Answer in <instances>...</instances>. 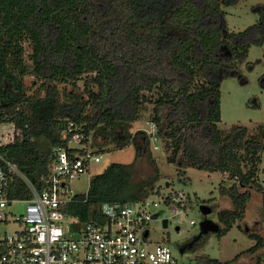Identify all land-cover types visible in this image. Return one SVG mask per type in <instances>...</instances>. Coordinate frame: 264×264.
<instances>
[{"label": "trees", "instance_id": "obj_1", "mask_svg": "<svg viewBox=\"0 0 264 264\" xmlns=\"http://www.w3.org/2000/svg\"><path fill=\"white\" fill-rule=\"evenodd\" d=\"M241 1L0 0V124L16 131L4 157L41 192L55 149L68 148L63 133L71 122L85 134L88 149L90 137L94 147L111 144L113 151L133 146L132 163H112L67 207L80 221L103 223L102 206L161 194L155 190L160 172L152 153L153 139L160 140L167 162L181 175L189 168L229 175L233 184L221 185L219 193L233 209L218 218L219 235L228 234L244 219L252 192H264L258 179L264 124L256 135L240 125L229 132L219 128L222 81L237 75L252 46L264 45V5L254 8L260 15L256 24L243 32L229 30L223 7ZM26 76L41 82L32 94ZM81 79L83 93L59 89V84L77 89ZM147 113L154 132L133 133V124ZM100 136L103 143L97 144ZM143 161L154 173L140 179ZM10 193L32 196L19 176ZM254 237L257 244L232 261L202 257L196 264H232L263 247Z\"/></svg>", "mask_w": 264, "mask_h": 264}, {"label": "built area", "instance_id": "obj_2", "mask_svg": "<svg viewBox=\"0 0 264 264\" xmlns=\"http://www.w3.org/2000/svg\"><path fill=\"white\" fill-rule=\"evenodd\" d=\"M15 132L12 137L0 134V264H196L178 258L169 244L150 236L152 221L169 223L188 210L183 192L170 191L159 201L110 203L101 207L103 223L80 221L67 211L77 196L71 183L102 155L87 148L85 134L71 122L63 133L71 150L55 149V161L43 179L46 186L39 192L2 153L15 141ZM15 176L27 182L31 198L11 197ZM18 205H24L21 213L13 210ZM161 208L170 215L157 216Z\"/></svg>", "mask_w": 264, "mask_h": 264}, {"label": "rangeland", "instance_id": "obj_3", "mask_svg": "<svg viewBox=\"0 0 264 264\" xmlns=\"http://www.w3.org/2000/svg\"><path fill=\"white\" fill-rule=\"evenodd\" d=\"M257 5H264V0H243L234 6H224L229 30L243 32L256 24L260 18V15L254 12ZM26 49L25 58L28 61L31 50L27 45ZM24 83L30 94L36 91L41 84L34 76H26ZM77 86V89H74L71 84H59V89L63 93L72 90L76 93H83L84 79L79 80ZM221 113L222 120L219 128L222 131L229 132L234 126L240 125L248 128L249 135L260 134L261 124H264V45L252 46L247 61L240 65L237 75L222 81ZM148 116L147 113L142 121L135 122L131 131L134 133L138 129H146L152 134L154 129L148 122ZM14 132V127L11 125L0 126V134L5 137H12ZM96 140L97 144L103 143L101 136ZM89 141V149L93 152L99 149L111 151L103 153L100 162H92L88 172L71 183L72 189L78 195L87 194L91 178L105 172L112 163L129 164L134 161L135 157L133 146L113 151L111 144L94 147L93 137H90ZM152 153L160 172V179L156 183L155 190L159 188L161 194L152 196L151 200L159 201L164 194L170 191L183 192L188 198V210L171 220L167 228L163 227L161 220L150 223V236L154 242L169 244L173 253L182 260L197 263L202 257H211L227 262L254 247L258 242L254 236H258L263 241V247L253 254H243L232 264H264V192L262 194L252 192V200L247 207L244 219L237 222L228 234L222 237L219 232L214 231L202 234L201 224L206 218L200 210L202 205L211 209L207 218L220 227L222 225L218 219L219 213L233 209L231 200L219 193L221 185L229 187L233 184L229 175L194 168L187 169L186 174L181 175L176 165L167 162V153L160 140L153 139ZM138 167L140 179L147 178L154 173V169L146 161L141 162ZM258 179L264 187V154H262ZM23 207L24 205H18L13 210L21 213ZM158 213L160 216L170 215V212L164 208L159 209ZM191 221L195 224L191 225Z\"/></svg>", "mask_w": 264, "mask_h": 264}, {"label": "water", "instance_id": "obj_4", "mask_svg": "<svg viewBox=\"0 0 264 264\" xmlns=\"http://www.w3.org/2000/svg\"><path fill=\"white\" fill-rule=\"evenodd\" d=\"M167 186H168V185H167ZM200 210H201V212L203 213V215L206 217V218L203 220L202 224H201V226H202V234H203V233H207V232H209V231L219 232V231H220V225L213 223L212 221H210V220L207 218V216L211 213V209H210L208 206H206V205H202V206L200 207ZM159 215H160V214L158 213L157 216H159ZM168 226H169L168 220H167V219H164V220H163V227H164V228H167ZM177 230H179L178 227H177ZM181 252L183 253L184 250L182 249Z\"/></svg>", "mask_w": 264, "mask_h": 264}]
</instances>
